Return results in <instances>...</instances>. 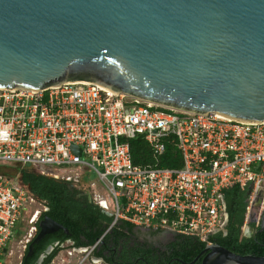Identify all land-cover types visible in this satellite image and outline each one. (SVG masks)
I'll use <instances>...</instances> for the list:
<instances>
[{"label":"built area","instance_id":"2783aa9c","mask_svg":"<svg viewBox=\"0 0 264 264\" xmlns=\"http://www.w3.org/2000/svg\"><path fill=\"white\" fill-rule=\"evenodd\" d=\"M137 139L155 158L174 144L182 166L135 163ZM0 166V264H8L14 244L22 258L48 210L21 183L24 168L88 190L113 216L108 230L124 220L207 241L227 223L224 191L253 183L248 215L264 182V121L171 109L82 80L40 90L0 87ZM263 212L264 201L259 221Z\"/></svg>","mask_w":264,"mask_h":264},{"label":"water","instance_id":"95a60500","mask_svg":"<svg viewBox=\"0 0 264 264\" xmlns=\"http://www.w3.org/2000/svg\"><path fill=\"white\" fill-rule=\"evenodd\" d=\"M75 80L180 111L264 121V0H0V87ZM263 201L260 181L243 234L252 235L245 230ZM38 225L28 254L47 233L67 231L49 216ZM202 254L201 264H264L216 243L194 261Z\"/></svg>","mask_w":264,"mask_h":264},{"label":"trees","instance_id":"16d2710c","mask_svg":"<svg viewBox=\"0 0 264 264\" xmlns=\"http://www.w3.org/2000/svg\"><path fill=\"white\" fill-rule=\"evenodd\" d=\"M132 153L135 163H157L162 167H180L183 164L181 153L172 143L167 145L161 156L155 158L147 144L137 139L132 141ZM19 178L29 192L48 206V210L42 213L40 219L49 216L67 229L47 233L33 243V251L28 254V247L33 238L20 264H37L42 254H45V257L40 264H51L64 248L79 250L93 246L90 255L102 259L106 264H201L204 254L197 260L194 259L206 248L209 241L239 254L264 256V225L251 223L253 234H243L249 194L248 188H241L239 185L224 191L227 213L224 229L211 234L207 241L196 236L174 234L168 244L158 247L141 241L136 235L141 228L128 221L121 220L108 230L113 220L109 211L104 210L87 195L77 196L69 187V183L63 179L29 168L22 169ZM39 229L38 225V231ZM150 232L155 235L160 230ZM49 246L53 248L47 253Z\"/></svg>","mask_w":264,"mask_h":264},{"label":"rangeland","instance_id":"374dc122","mask_svg":"<svg viewBox=\"0 0 264 264\" xmlns=\"http://www.w3.org/2000/svg\"><path fill=\"white\" fill-rule=\"evenodd\" d=\"M4 170L5 169L0 166V171H4ZM90 180L95 181L96 177L90 176ZM27 227H28V224L26 225V223L23 222V229H27ZM245 231L246 233H249L248 229ZM20 234L18 236H21ZM22 250H23V247H19L18 245L14 244L13 246L14 252H13V255L8 259V264H19V261L21 260L20 253ZM68 250L69 249L67 248H64L63 250H61L60 253L56 256V258L53 260L51 264H106L105 262H103L102 259L92 257L90 255V252L84 249H82L81 251L80 250L73 251L72 254H69Z\"/></svg>","mask_w":264,"mask_h":264},{"label":"flooded vegetation","instance_id":"af4514ba","mask_svg":"<svg viewBox=\"0 0 264 264\" xmlns=\"http://www.w3.org/2000/svg\"><path fill=\"white\" fill-rule=\"evenodd\" d=\"M18 170V168H16ZM22 173V171L20 172V174ZM69 183V187L76 192L77 196H84L87 195L89 198H91V193L88 192V190H86L83 187H80L74 183L68 182ZM256 225H259L261 223V220H257ZM248 234H253L254 230L251 227V224L249 225V229H248ZM136 235H138L140 237L141 241H147L148 243H151L155 246H162L164 247L166 244H168L174 237V233L170 232V231H160L157 234H152L150 232V230H146V229H140L138 230V232H136ZM23 256V255H22ZM22 259V258H21Z\"/></svg>","mask_w":264,"mask_h":264},{"label":"crops","instance_id":"0c3cea01","mask_svg":"<svg viewBox=\"0 0 264 264\" xmlns=\"http://www.w3.org/2000/svg\"><path fill=\"white\" fill-rule=\"evenodd\" d=\"M248 234V233H247Z\"/></svg>","mask_w":264,"mask_h":264}]
</instances>
